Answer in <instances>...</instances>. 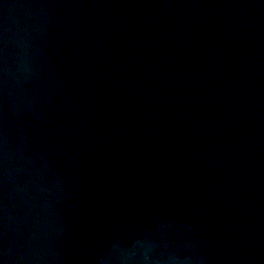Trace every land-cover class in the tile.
Instances as JSON below:
<instances>
[{
	"label": "water",
	"instance_id": "1",
	"mask_svg": "<svg viewBox=\"0 0 264 264\" xmlns=\"http://www.w3.org/2000/svg\"><path fill=\"white\" fill-rule=\"evenodd\" d=\"M0 264H264V0H0Z\"/></svg>",
	"mask_w": 264,
	"mask_h": 264
}]
</instances>
